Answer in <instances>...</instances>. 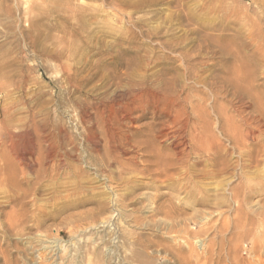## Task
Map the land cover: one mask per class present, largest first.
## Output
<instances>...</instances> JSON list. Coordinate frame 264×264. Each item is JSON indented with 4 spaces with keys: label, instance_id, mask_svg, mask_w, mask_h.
Listing matches in <instances>:
<instances>
[{
    "label": "rangeland",
    "instance_id": "obj_1",
    "mask_svg": "<svg viewBox=\"0 0 264 264\" xmlns=\"http://www.w3.org/2000/svg\"><path fill=\"white\" fill-rule=\"evenodd\" d=\"M186 2L197 13L211 4ZM212 3L217 10L208 14V21L218 30L212 31L211 51L200 58L208 65L200 73L207 84L192 83L185 93L192 94L194 103L208 99L202 105L209 106L212 131L227 148L220 154L228 171L218 172L217 166L191 154L170 172L177 192L170 180L153 176L157 168L139 148L131 147L127 155L135 160L129 169L122 171L116 163L114 170L106 167L96 153L105 151L101 133L87 139L90 127L98 129L96 110L88 107L84 115L77 105V100L97 104L124 94L118 80L126 83L124 72L132 68L151 75L179 64L170 59L154 64L157 56L170 54L161 39L188 36L175 0H0V264H264V189H259L264 183V109L259 115L233 88L212 84L215 77L232 74L241 43L252 46L245 55L264 45V0ZM206 32L211 30L201 34ZM135 56L145 57L147 71L131 63ZM257 56L258 103L264 107V53ZM72 73L82 82L79 89L67 84ZM239 107L248 122L261 126L255 141L262 145L261 162L254 165L218 127L229 117L238 119ZM202 108L192 116L204 118ZM153 117L149 112L129 124L134 139H141L142 126ZM173 130L166 129L170 134ZM39 134L54 135V151L61 155L57 159L66 151L72 157L56 164L48 159L49 170L37 175L38 154L31 153ZM174 141L167 138L163 144ZM181 147L190 149L187 142ZM5 151L12 159L28 157L26 179L18 168L21 189L6 180ZM248 184L258 191L250 194ZM235 187L246 195L240 203L231 195ZM191 190L195 197L189 196ZM201 191L206 205L198 202ZM235 232L244 234L236 247L231 243Z\"/></svg>",
    "mask_w": 264,
    "mask_h": 264
},
{
    "label": "bare ground",
    "instance_id": "obj_2",
    "mask_svg": "<svg viewBox=\"0 0 264 264\" xmlns=\"http://www.w3.org/2000/svg\"><path fill=\"white\" fill-rule=\"evenodd\" d=\"M210 1L211 4H204L201 6V11L203 12L197 13L194 11V8L187 5L188 3L186 0H175L176 6L179 9L178 19L181 21L180 23L189 28L187 31L188 36L183 38L170 37L161 39L160 45L165 49H168L170 54L157 56L156 59H154V64L159 65L163 62L166 63L165 60L170 59L172 64L179 61L178 65L176 64L173 68H166L165 66L161 74L155 72L151 75L139 74L135 68H132V70L124 72L127 81L126 83H122L119 80L118 84L116 82L118 86L125 90L124 94H121L119 97L113 96L104 98L103 100L100 99L97 104L89 102L87 99L83 101L77 100V105L83 110L84 115L86 114L88 107H93L96 110L95 119L97 124L95 125H97L98 129L95 130V127H90L87 130V139L88 141H93L96 139L97 133H101L106 141L105 151L102 152L98 150L96 153L106 167L111 168L113 164L116 163L122 171L129 169L130 165L135 163V160L127 155L131 147L139 148L145 152L146 156H148L147 163L157 168L154 171L153 176L167 178L172 182V185L174 184L172 189L177 192L180 188L176 187L177 185H175V181L171 179L172 175H170V172L173 168L176 169L177 165L185 164L191 154L204 158L205 161L208 162V165L211 164L213 167L217 166L216 168L218 169V172L228 171V162L223 159L220 154V151H227V148L220 139L221 137L219 138L212 131L211 119L208 116L209 106L206 107L202 105V101L208 99L202 98L199 102L194 103L192 94L190 92L185 93L186 90H191L192 83L201 82L207 84V78L202 77L200 73L204 70L203 68L208 65L200 58L202 57L203 51L206 53L211 51L214 42L212 31L218 30L216 26L208 21V14L217 10L212 3L213 0ZM206 30H211V32L201 34ZM191 34L200 35L197 37H189ZM239 47V53L242 56L237 55V63L234 66L232 65L231 68L233 70L232 74L225 77L217 76L214 78L216 81L212 84H220L223 88H233L234 92L233 90L232 92L234 95H236L240 101L248 99V102H250L251 105H254L255 111L260 115V113L262 114L264 107L258 103L260 90L256 82L259 77L258 65L260 63V58H258L257 54L264 53V45H255L253 55L244 54L245 51L252 47L250 44L241 43ZM222 51V53L225 54L226 49ZM131 63L137 68L146 71L147 66L149 65V62H146L145 57L143 58L139 56H135ZM171 71L172 74L167 76ZM115 77L117 76L115 75L114 78L112 77L113 82L117 79ZM244 83L248 84V89L244 88ZM67 84L74 89H79L82 82H80L78 77L72 73L67 77ZM250 90H254L255 93H250ZM183 93H185V95H183ZM190 107L193 109L192 112L189 110ZM199 107H203L202 112L204 113V118L192 116V113H195ZM149 112L153 114L154 121L148 122L142 126L146 128V130L141 134V139H134L133 133H130L129 124L143 120ZM237 113L238 119L234 120V118L232 120V118L229 117L224 121V124H220L218 127H220L221 135L227 138L242 156L248 157L249 164L254 165L259 161L261 162V160H259L261 158V144L259 145L258 143L259 146L255 145V141L259 140L260 136L258 132H262L260 129L261 126L259 124L248 122L243 116L242 108L239 107ZM219 115L223 116L224 114L222 115V111H220ZM160 117L163 120L155 122V119ZM89 119L90 121L92 120V118ZM237 120L240 124H237ZM255 120H257V118ZM221 122L223 123V121ZM167 127L174 129L172 134L166 131ZM6 128H8V126ZM167 138L174 139L175 143L172 142L170 145H164L163 142ZM55 142L56 139L53 134H39L37 136L35 141L36 146L31 153V155H33L34 152L38 154L35 161L39 163L37 175L40 174L41 171L47 172L49 170L46 166L48 159H53L56 164L58 161L62 162L64 160L65 162L72 157L71 154L66 151L61 159H57L61 155L59 152L54 151ZM176 142L179 143L177 144ZM185 142H187L190 149L181 147ZM55 152L56 154H54ZM1 158L4 162V172L7 176L6 180L15 187L13 189H21V183L18 178V168H20L22 176L26 179L27 171L31 170L30 162L27 161L28 157L25 155H17L12 159L5 151L2 152ZM112 168L114 170V167ZM208 172L209 171H204L202 173L203 176H209ZM214 172L215 171H213V173ZM159 181L161 182L160 179ZM187 181L189 182L190 180H186V182ZM164 182L160 183L161 185L157 188H161ZM191 182L193 184V181ZM176 183L178 184L177 181ZM167 184L169 183L167 182ZM248 185L251 191L250 194L258 191L257 186V188H255L253 187L254 185ZM80 189L81 188L78 186L76 191L80 192ZM182 189H184V187ZM259 189H264L263 182L260 183ZM28 191L29 189H26L24 193L27 194ZM188 194L191 197L197 195L195 190L189 191ZM199 194H201V197L198 198V202L206 205L208 199L206 198L207 196H205L206 194L202 191ZM231 195L238 203L246 197V195L242 196L240 194L237 187L232 189ZM238 224L240 225L241 222L236 223L235 225ZM243 235L244 234L238 232L231 238L233 246H237V242Z\"/></svg>",
    "mask_w": 264,
    "mask_h": 264
}]
</instances>
